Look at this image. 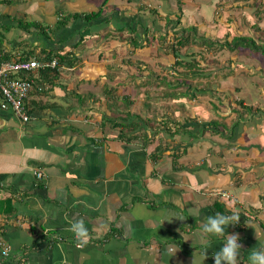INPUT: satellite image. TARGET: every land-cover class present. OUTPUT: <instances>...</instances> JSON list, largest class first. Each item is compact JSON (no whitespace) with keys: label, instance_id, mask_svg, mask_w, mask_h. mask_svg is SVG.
I'll list each match as a JSON object with an SVG mask.
<instances>
[{"label":"crops","instance_id":"crops-1","mask_svg":"<svg viewBox=\"0 0 264 264\" xmlns=\"http://www.w3.org/2000/svg\"><path fill=\"white\" fill-rule=\"evenodd\" d=\"M222 2L0 0V58L74 51L77 59L51 81L33 76L26 107L39 117L23 123L0 110V240L9 250L3 258L0 249V264H199L205 250L203 264H214L213 254L233 233L242 245L238 264H249L250 251L264 248V111L254 118L231 97L210 99L223 88L183 85L185 97L173 99L168 73L156 69L169 59L160 36L173 44L181 28L221 41L235 36L234 16L244 25L237 36H260L264 0H229L225 18L217 9ZM92 12L99 17H79ZM141 26L153 31L154 44L153 35L138 36ZM40 28L53 32L49 40ZM132 32L139 47L132 45ZM151 52L154 61L146 56ZM139 69L147 70L141 75ZM121 73L128 83L117 81ZM108 90L118 97L117 112H130L128 120L115 115L104 125L105 106L84 102L90 96L103 101ZM126 94L138 96L131 110L122 106ZM166 94L165 102L154 98ZM175 113L182 120L177 126ZM121 121L126 125H117ZM130 122L137 124L133 131ZM156 146L162 153L154 161ZM36 169L44 174L39 182ZM233 200L239 223L229 224L224 237H204L202 221L218 212L230 215ZM75 219H83L91 235L84 248L68 231Z\"/></svg>","mask_w":264,"mask_h":264},{"label":"trees","instance_id":"trees-1","mask_svg":"<svg viewBox=\"0 0 264 264\" xmlns=\"http://www.w3.org/2000/svg\"><path fill=\"white\" fill-rule=\"evenodd\" d=\"M99 15H100L99 12H92V13H88V14H80L79 17L82 18L83 20H86V21H92V20L98 18ZM61 20H59V21L63 22ZM178 20H179V18H178ZM178 20L175 22V25L179 23ZM58 26H61V23ZM21 28H23L24 31L30 30L32 28L34 30H36V26L30 25V24H21L20 25V29ZM122 31H123L122 29H116L115 30L116 33L117 32L121 33ZM193 31L195 32L196 28L192 27V28H190L188 30L181 28L176 33H173V40H174L173 44H171V42H168L167 38L165 36H163V35H161L160 36L161 39H159V43L163 47V48H160V49L165 50V51H163V53L165 55H167L168 52H169V53H171V56L172 55L173 56H172V58L170 57L168 60H166L167 61L166 63L164 61H162V63L157 62L158 67L165 66V64L168 63L166 66L167 67L170 66V68L175 72V73H172V74H175L176 76H181V78L184 77L183 79H181V81L178 80L176 82L177 85L183 86L185 84V79H187V82H188L187 86H188L189 83L192 84L191 80L193 78H196V77L201 75V74H199L200 73L199 70H195V65L191 63V59H192L191 54L192 53L189 54V52L188 53L186 52L187 54L184 53L183 55L180 53V49L182 47H184L185 45H187L188 42L191 43L190 40H193L195 38H196L195 40L198 41V44H201L203 41H206V39H210L211 40L210 42H207L208 46L201 45V46H205L206 47L205 50L207 52H210L212 50H214L212 53H218V52H220L222 50H227L229 52H233V51H237V50L247 51L248 53H250V56L247 55L246 58H248V59H251V58L252 59H256V58H254L255 56L261 55L262 56V60H260V61H264V44L262 45V43H264V30L262 32H260V38L263 40V42L260 43V44H257L256 40L253 37H251V36H242V35H238V36L235 35L233 37L227 36L224 39V41L223 40L219 41V40L206 38V37H202V36L197 37V35L196 36L195 35L190 36V34H193ZM39 32L48 40L51 38V36L53 34L52 31H50V30L48 31V30H45V29H42V28H40L38 30V33ZM132 34H133V40H132L133 47H139L140 45L137 42L139 37L135 35V32H132ZM143 39H145V37ZM150 39L152 40V44H154L155 43L154 35L151 36ZM79 41L80 42H77L74 45V47H73L74 50H76V48L79 45H81L80 43L83 42V39L82 40L80 39ZM146 43L148 44V40L146 41ZM166 43L168 45L167 46H163ZM158 50H159V48H158ZM149 54L146 55L149 58V61H150V58L154 61L153 53L151 52V56H149ZM30 55H32V52L23 53L22 56H19L16 53L15 54L14 53H9V54H6L4 57L0 58V63H2V62L25 61V60H27L30 57ZM74 56H75L74 51H72L71 54H66V55H62L59 51L58 52H54V53H49V52L43 53V57L44 58H41L40 60L50 61V60L54 59V60H56V66H57L56 68H54L53 70L47 68V69H44L43 71H40L38 73V77H39L38 79L37 78L34 79L30 75L25 77L23 73L19 74V76L21 78H28V79L29 78H33L34 81L37 79V82L40 81L41 83H44L46 81H51L50 77H52V75H54V74H56V76H59V72H62L63 68H65V67H67V68L74 67V65L76 64V61H77V59L73 60ZM146 70L147 69H143V70L139 69V74L142 75ZM181 71L182 72L184 71L185 74H180ZM168 76H169V80L173 78V76L170 73H168ZM206 77H207V75H206ZM188 79H191V80H188ZM176 80H177V78H176ZM159 81L163 82V81H166V79L162 78ZM174 81H175V76H174ZM142 82L145 83V80H143ZM112 92L113 91H111V90L105 91V94H104L105 99L103 101H99L96 98H93L91 96H90L89 100L88 99L86 100L84 98V102L88 101L87 102L88 104H90V103L94 104L95 102L101 103L100 105L102 107L105 106L107 111H109V114L112 115V117L111 116L108 117L107 115L102 117V123L104 125L106 124V122L114 120L113 116H115V115H117L120 118L123 117L121 120H124V119L128 120L130 118V112L129 111L120 112V114L117 112V109L114 107L115 103H113V100L118 98V97L113 96ZM0 96H1V92H0ZM133 96H135V94H132V95H127L126 94V95H122L121 97H123V99H124L123 101H125V103L133 104L134 101H135V98ZM136 97H138V96H136ZM161 97H167V94L164 95V96H161ZM170 97H172L173 99H179V98L185 97V94L179 92V93H176L174 95L173 94L170 95ZM4 101L5 100H0V110H2V111H4V107L2 106ZM238 103H239L238 106L241 105V108L243 110V114H248V116H251V117H254V118H256V117L260 118L261 117V112L262 111L259 108H252L251 106H243L240 101H238ZM23 107H25V111L27 113L33 115L34 117L35 116L39 117V115H41V114L35 113L31 109L28 110L27 107H26V104H24ZM15 118L18 120L17 117H15ZM144 119H148V118H144ZM119 120L120 119L116 118L115 121H119ZM146 121L147 120H141V124H143L147 128V124L145 123ZM135 124L132 123V122L128 123L127 124V129H129L130 131L135 130L136 126H137V124L136 125ZM117 125L125 126L126 124L123 121H121ZM177 125L178 124H176V126ZM217 125H219V124H217ZM234 125H236V123H234ZM178 130H179V128H178ZM143 133L144 132H142L140 134H143ZM161 149H162V147L156 146V148L154 150V154L152 155V160L155 161L157 159V157H161V153H162ZM155 153L157 155H155Z\"/></svg>","mask_w":264,"mask_h":264},{"label":"rangeland","instance_id":"rangeland-1","mask_svg":"<svg viewBox=\"0 0 264 264\" xmlns=\"http://www.w3.org/2000/svg\"><path fill=\"white\" fill-rule=\"evenodd\" d=\"M229 0L226 2L220 3V6L217 7L222 14V18H225L223 11H227L230 7ZM206 16H213L210 10H206ZM221 16V15H220ZM219 16V17H220ZM233 20L232 26H234V31L232 34L236 35L240 30H243L244 25L236 19L234 16H230ZM227 25V24H225ZM164 27V26H163ZM142 34L141 36L138 35L141 39L144 37L149 38L153 35V31H149L147 26H141ZM164 32V31H163ZM162 32V34H163ZM169 37L171 36L170 32H168ZM192 35H197V37H204L205 34H202L198 30L195 32L193 31ZM243 36H251L256 40L257 44L263 42L260 36L253 35L251 32H244ZM206 37V36H205ZM229 38V37H228ZM196 39V38H195ZM193 39L187 43L184 47L180 49V53L183 55L184 53L191 54V63L195 65V70H199L200 76L188 80H191L192 84L189 83L187 86V79H185V88H205V90H214L215 88H223V91L220 93L215 94L213 92L210 99L215 101L218 98V102L224 101L228 102L229 98H232V101L237 103L240 101L242 103H247L250 99L251 107L257 106L260 107L261 111H264V61L262 60L261 55H257L254 58L256 59H248L246 58L247 55L250 56V53L247 51H233L229 52L227 50H222L218 53H212L214 50L207 52L204 50L206 47H202L201 45H207V42H210V39H206L201 44H198L197 41ZM225 37L222 39L224 41ZM219 40V39H217ZM263 45V44H262ZM163 53V52H162ZM186 53V54H187ZM164 54V53H163ZM165 55V54H164ZM166 56L171 57V53L168 52ZM158 72L162 74L170 73L173 78L170 79L172 83V87H168V92H174V94L182 92L183 86L177 85L176 82L178 80L181 81L184 77L176 76L175 73L170 66H161L160 68H156ZM194 70V71H195ZM195 73V72H194ZM180 74H185L182 71ZM207 75V77H206ZM175 76V81H174ZM177 78V80H176ZM186 78V77H185ZM189 78V77H188ZM119 83H128L130 80L123 76L122 73L119 75L117 79ZM160 82V81H159ZM160 86H163V82L159 83ZM134 91V89H132ZM226 90V91H225ZM218 92V91H217ZM136 99V96H133ZM157 99L158 102H165L167 97L156 96L154 97ZM165 106V103H163ZM123 107L129 106L131 110V104H122ZM225 106V105H224ZM241 108V105L239 106ZM133 109V107H132ZM242 109V108H241ZM160 113V112H158ZM162 113V111H161ZM160 113V114H161ZM112 115H108L110 117ZM182 121L180 117L175 113L172 117V122L176 126V121Z\"/></svg>","mask_w":264,"mask_h":264},{"label":"clouds","instance_id":"clouds-1","mask_svg":"<svg viewBox=\"0 0 264 264\" xmlns=\"http://www.w3.org/2000/svg\"><path fill=\"white\" fill-rule=\"evenodd\" d=\"M205 37V36H204ZM206 38H210L206 36ZM198 43V41H197ZM205 47V46H202ZM205 50V49H204ZM29 60H38L40 62H48L45 60H40V58H31L27 59L25 61ZM3 63V62H2ZM1 64V63H0ZM57 67V66H56ZM55 67V68H56ZM51 69L49 67H44L43 69H36V70H30V71H20L17 74H14L10 76V78L14 79H23L27 80L31 83V89L26 95L25 98L22 99L21 102V111L23 115L26 117V120H24L21 115H17L13 110L10 104H4V111H9L14 117H17L20 122L27 123L30 122V120H33L35 117L25 111V107H23L24 104H26L27 98L30 95L33 86H34V79L33 78H21L19 74L23 73L25 77L28 75L34 76L37 72L43 71L44 69ZM185 86V85H184ZM0 100H5L4 96L1 93ZM2 104V105H3ZM227 194H220V197L223 198ZM229 211L231 212L230 215H225L221 213H216L215 215L208 216L202 221V235L204 237L208 236H216V237H224L225 236V229L229 224H237L240 220V212L239 209L235 207V201L228 205ZM176 216V215H175ZM180 218L179 216H177ZM168 218V217H167ZM182 219V218H181ZM68 231L72 232L76 241V247L78 248H84L87 246L91 240V235L89 233L88 228L85 226L83 219H75L71 222L69 225ZM60 239V238H58ZM57 239V240H58ZM61 240V239H60ZM240 237L238 234H227L226 235V242L224 245L213 254V260L214 264H238V258L240 255V249L242 248V245L239 243ZM4 244V243H3ZM5 245V244H4ZM6 246V245H5ZM8 249V247L6 246ZM1 249V255H2V248ZM9 256V250L7 256H3V258H7ZM208 252L207 250L203 251L200 256L199 264H203V261L207 259ZM249 264H264V248L259 249H252L248 256ZM193 264H196V262L193 260Z\"/></svg>","mask_w":264,"mask_h":264},{"label":"built area","instance_id":"built-area-1","mask_svg":"<svg viewBox=\"0 0 264 264\" xmlns=\"http://www.w3.org/2000/svg\"><path fill=\"white\" fill-rule=\"evenodd\" d=\"M44 67L55 68L56 60H50L46 63L38 60L17 61V62H3L0 64V92L5 98V104H10L12 110L26 120L22 113L21 102L26 97L31 89V83L23 79H14L10 76L17 74L20 71H30L36 69H43ZM3 107L4 104L2 105ZM36 181H41L44 177L41 170L36 169L33 172ZM60 240V239H58ZM0 247L2 248V255L7 256L8 249L0 240Z\"/></svg>","mask_w":264,"mask_h":264}]
</instances>
